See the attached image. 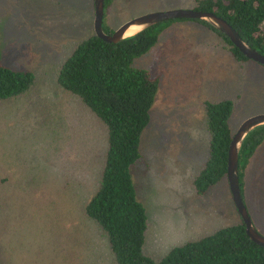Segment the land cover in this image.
I'll use <instances>...</instances> for the list:
<instances>
[{
  "label": "rangeland",
  "instance_id": "rangeland-1",
  "mask_svg": "<svg viewBox=\"0 0 264 264\" xmlns=\"http://www.w3.org/2000/svg\"><path fill=\"white\" fill-rule=\"evenodd\" d=\"M194 2L114 0L103 25L115 31ZM93 19V0H0V64L35 76L23 97L0 102V264H115L107 239L83 214L103 163L105 128L54 80L69 49L93 35ZM223 44L196 22H173L133 63L158 81L130 169L147 219L143 250L155 260L239 221L226 180L203 197L191 191L208 152L203 103L237 98L231 133L264 115V66L236 63ZM243 184L245 208L264 237V141Z\"/></svg>",
  "mask_w": 264,
  "mask_h": 264
},
{
  "label": "trees",
  "instance_id": "trees-1",
  "mask_svg": "<svg viewBox=\"0 0 264 264\" xmlns=\"http://www.w3.org/2000/svg\"><path fill=\"white\" fill-rule=\"evenodd\" d=\"M114 0H104L102 28ZM192 10L213 13L226 21L252 49L264 56V0H195ZM106 11V13H105ZM193 21L218 36L222 50L239 64L250 61L213 27L198 20H171L152 26L117 44L92 36L75 43L55 73L57 86L81 102L105 128L106 148L98 182L83 206L95 222L115 264H264V248L254 244L238 222L198 240L172 248L159 260L144 253L146 213L138 201L130 169L140 158V136L150 121L158 88L157 79L133 67L152 49L173 22ZM35 76L0 64V102H14L34 86ZM236 98V97H235ZM236 99L205 101L207 158L191 183L198 197L226 180L228 147L234 133L229 120ZM264 141V126L250 132L238 154V179L245 200L243 177L256 149ZM2 183L6 179L0 180ZM221 182V183H222Z\"/></svg>",
  "mask_w": 264,
  "mask_h": 264
},
{
  "label": "water",
  "instance_id": "water-1",
  "mask_svg": "<svg viewBox=\"0 0 264 264\" xmlns=\"http://www.w3.org/2000/svg\"><path fill=\"white\" fill-rule=\"evenodd\" d=\"M93 33L106 43L117 44L122 40L134 37L144 30L171 20H198L204 21L215 30L226 36L229 41L248 60L264 66V56L247 45L236 31L223 19L213 13L195 10H170L146 14L121 25L110 35L102 28L104 16V0H93ZM264 126V115H255L245 119L231 138L227 153L226 182L232 203L245 227V234L254 244L264 248V237L254 228L242 200L238 179V154L246 136L253 130Z\"/></svg>",
  "mask_w": 264,
  "mask_h": 264
}]
</instances>
